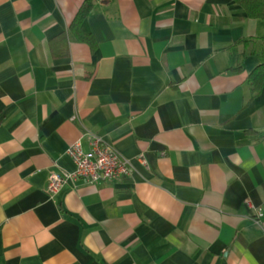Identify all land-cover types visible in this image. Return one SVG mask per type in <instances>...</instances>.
I'll return each instance as SVG.
<instances>
[{"label":"crops","instance_id":"1","mask_svg":"<svg viewBox=\"0 0 264 264\" xmlns=\"http://www.w3.org/2000/svg\"><path fill=\"white\" fill-rule=\"evenodd\" d=\"M262 35L232 0H0V264H264ZM92 137L131 173L50 194Z\"/></svg>","mask_w":264,"mask_h":264},{"label":"built area","instance_id":"2","mask_svg":"<svg viewBox=\"0 0 264 264\" xmlns=\"http://www.w3.org/2000/svg\"><path fill=\"white\" fill-rule=\"evenodd\" d=\"M67 154L74 163V170L69 173L64 171L51 172L48 182L50 194L58 192L66 181L75 178L96 183L115 180L131 173L128 160L99 137H92L88 151L84 152L77 141L68 147Z\"/></svg>","mask_w":264,"mask_h":264},{"label":"trees","instance_id":"3","mask_svg":"<svg viewBox=\"0 0 264 264\" xmlns=\"http://www.w3.org/2000/svg\"><path fill=\"white\" fill-rule=\"evenodd\" d=\"M239 5L248 17L258 19L264 22V0H232ZM87 9H83L79 17L86 13ZM252 52L259 56L262 61L250 72L248 81L251 91L256 94L264 88V35L259 37L258 45H255Z\"/></svg>","mask_w":264,"mask_h":264},{"label":"rangeland","instance_id":"4","mask_svg":"<svg viewBox=\"0 0 264 264\" xmlns=\"http://www.w3.org/2000/svg\"><path fill=\"white\" fill-rule=\"evenodd\" d=\"M255 46V45H254Z\"/></svg>","mask_w":264,"mask_h":264}]
</instances>
